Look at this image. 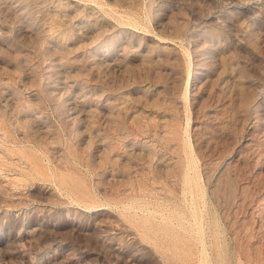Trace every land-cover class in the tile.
Returning a JSON list of instances; mask_svg holds the SVG:
<instances>
[{"label":"rangeland","instance_id":"1","mask_svg":"<svg viewBox=\"0 0 264 264\" xmlns=\"http://www.w3.org/2000/svg\"><path fill=\"white\" fill-rule=\"evenodd\" d=\"M0 264H264V0H0Z\"/></svg>","mask_w":264,"mask_h":264}]
</instances>
